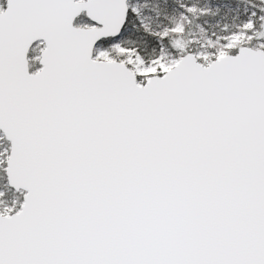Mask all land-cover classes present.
<instances>
[{
  "label": "snow or ice",
  "instance_id": "snow-or-ice-1",
  "mask_svg": "<svg viewBox=\"0 0 264 264\" xmlns=\"http://www.w3.org/2000/svg\"><path fill=\"white\" fill-rule=\"evenodd\" d=\"M0 264H264V0H0Z\"/></svg>",
  "mask_w": 264,
  "mask_h": 264
}]
</instances>
